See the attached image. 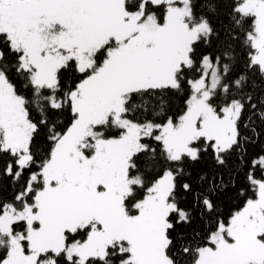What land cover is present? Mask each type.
<instances>
[{
	"label": "snow or ice",
	"instance_id": "obj_1",
	"mask_svg": "<svg viewBox=\"0 0 264 264\" xmlns=\"http://www.w3.org/2000/svg\"><path fill=\"white\" fill-rule=\"evenodd\" d=\"M0 264H264V0H0Z\"/></svg>",
	"mask_w": 264,
	"mask_h": 264
},
{
	"label": "trees",
	"instance_id": "obj_2",
	"mask_svg": "<svg viewBox=\"0 0 264 264\" xmlns=\"http://www.w3.org/2000/svg\"><path fill=\"white\" fill-rule=\"evenodd\" d=\"M257 151V148H249V152H250V154H254L255 152ZM240 183L242 184L243 183V179L241 178V181H240Z\"/></svg>",
	"mask_w": 264,
	"mask_h": 264
}]
</instances>
